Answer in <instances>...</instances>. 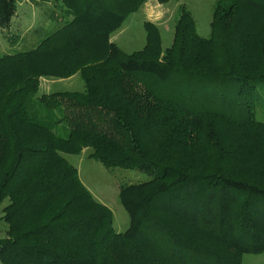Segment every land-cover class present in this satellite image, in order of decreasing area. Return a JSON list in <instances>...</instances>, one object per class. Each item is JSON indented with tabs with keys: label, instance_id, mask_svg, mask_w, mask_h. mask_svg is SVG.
Returning <instances> with one entry per match:
<instances>
[{
	"label": "trees",
	"instance_id": "16d2710c",
	"mask_svg": "<svg viewBox=\"0 0 264 264\" xmlns=\"http://www.w3.org/2000/svg\"><path fill=\"white\" fill-rule=\"evenodd\" d=\"M21 1L0 0L7 36ZM60 2L64 25L0 57L1 262L242 264L262 253L264 0H219L210 37L182 7L166 49L146 21L132 53L111 37L147 0ZM76 74L84 90L37 96L39 78ZM85 148L152 176L120 186L124 232L68 158Z\"/></svg>",
	"mask_w": 264,
	"mask_h": 264
},
{
	"label": "rangeland",
	"instance_id": "374dc122",
	"mask_svg": "<svg viewBox=\"0 0 264 264\" xmlns=\"http://www.w3.org/2000/svg\"><path fill=\"white\" fill-rule=\"evenodd\" d=\"M219 0H171L161 3L159 0H147L142 8L130 14L123 25L112 35V41L123 51L132 53L141 50L146 44L145 21L155 23L161 32L162 45L166 49L173 43L175 25L179 19L181 8L190 11L195 18L197 31L202 37H210L211 21L215 6ZM68 16L60 0H22L18 3L17 14L13 18L12 27L8 32L0 27V57L4 54L26 51L37 46L46 36L64 25ZM15 37V45L10 37ZM75 76V77H74ZM69 78H39L37 96L56 93L57 91H82L83 80L79 74ZM82 84V86H80ZM51 87V89H49ZM260 99L256 104V118L264 121V83L258 86ZM65 124L57 125V133L61 136ZM84 150L87 153L81 154ZM80 155H68L70 162L79 166L80 177L94 197L107 205L114 215V227L117 232H124L130 226V217L121 203L120 186L138 184L152 178L145 171L106 167L98 160L90 157L92 149L85 148ZM9 203L6 200L0 206V238L6 236L7 223L2 219L3 208ZM0 264H3L0 260ZM242 264H264V251L258 254H244Z\"/></svg>",
	"mask_w": 264,
	"mask_h": 264
},
{
	"label": "crops",
	"instance_id": "0c3cea01",
	"mask_svg": "<svg viewBox=\"0 0 264 264\" xmlns=\"http://www.w3.org/2000/svg\"><path fill=\"white\" fill-rule=\"evenodd\" d=\"M148 21V20H147ZM146 22V21H145ZM152 22V21H151ZM113 37H111V40H113L112 39ZM75 77V76H74ZM74 77H72V78H74ZM72 78H69V79H65L66 81H64V82H70V80L72 79ZM84 83V82H83ZM80 86H82V84H80ZM49 89H51V87H49ZM82 90H84V84H83V88H82ZM69 91V90H68ZM58 92V91H57ZM88 152V150H84L81 154H85V153H87ZM80 155V154H79ZM78 168V170H79V174H80V169H79V166L77 167ZM103 203V202H102Z\"/></svg>",
	"mask_w": 264,
	"mask_h": 264
}]
</instances>
